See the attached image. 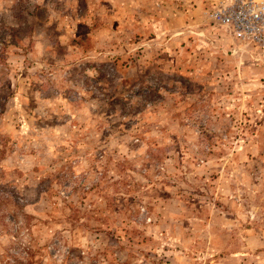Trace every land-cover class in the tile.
Instances as JSON below:
<instances>
[{"label": "rangeland", "instance_id": "1", "mask_svg": "<svg viewBox=\"0 0 264 264\" xmlns=\"http://www.w3.org/2000/svg\"><path fill=\"white\" fill-rule=\"evenodd\" d=\"M247 1L0 0V264H264Z\"/></svg>", "mask_w": 264, "mask_h": 264}, {"label": "built area", "instance_id": "2", "mask_svg": "<svg viewBox=\"0 0 264 264\" xmlns=\"http://www.w3.org/2000/svg\"><path fill=\"white\" fill-rule=\"evenodd\" d=\"M247 1V10H237L236 4L222 7L213 15L221 24L230 26L238 35H250L253 40L264 42V6Z\"/></svg>", "mask_w": 264, "mask_h": 264}]
</instances>
